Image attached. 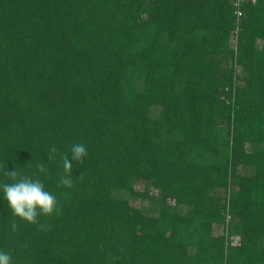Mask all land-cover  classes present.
Instances as JSON below:
<instances>
[{
  "label": "trees",
  "instance_id": "16d2710c",
  "mask_svg": "<svg viewBox=\"0 0 264 264\" xmlns=\"http://www.w3.org/2000/svg\"><path fill=\"white\" fill-rule=\"evenodd\" d=\"M0 165L61 208L0 191L13 264H264V0H0Z\"/></svg>",
  "mask_w": 264,
  "mask_h": 264
},
{
  "label": "clouds",
  "instance_id": "9594fccd",
  "mask_svg": "<svg viewBox=\"0 0 264 264\" xmlns=\"http://www.w3.org/2000/svg\"><path fill=\"white\" fill-rule=\"evenodd\" d=\"M60 155L62 161L63 175L60 176L59 184L65 188H72L74 182L72 179V162L83 163L84 157L88 155L84 144L77 143L71 146V157L66 154L58 153L55 145L48 149L47 158L49 161H55L57 155ZM38 173H46L47 169L43 163L37 164ZM0 173L10 182H0V191L11 209L14 219L11 221V229L17 231L18 221H24L28 224L39 225L43 230H48L46 225L39 222V217H50L59 215L61 208L55 195L45 190V184L37 176L25 175L16 170L10 171L0 165ZM33 177H36L35 179ZM0 264H13L12 255L0 250Z\"/></svg>",
  "mask_w": 264,
  "mask_h": 264
},
{
  "label": "rangeland",
  "instance_id": "374dc122",
  "mask_svg": "<svg viewBox=\"0 0 264 264\" xmlns=\"http://www.w3.org/2000/svg\"><path fill=\"white\" fill-rule=\"evenodd\" d=\"M231 43H233V42H231ZM258 44H260V41L258 42ZM133 204H135V205H137V206H142L144 203H141L140 200L137 199V200H134ZM227 217H228V216L224 213V218H225V220L227 219ZM225 223H226V222H225ZM216 231L219 232V233H220V232H224V231L221 230V227L217 228ZM237 239H238V238H237L236 236H232V237L229 238V241H230L232 244H234V243H237Z\"/></svg>",
  "mask_w": 264,
  "mask_h": 264
},
{
  "label": "built area",
  "instance_id": "2783aa9c",
  "mask_svg": "<svg viewBox=\"0 0 264 264\" xmlns=\"http://www.w3.org/2000/svg\"><path fill=\"white\" fill-rule=\"evenodd\" d=\"M237 14H239V12H237Z\"/></svg>",
  "mask_w": 264,
  "mask_h": 264
}]
</instances>
